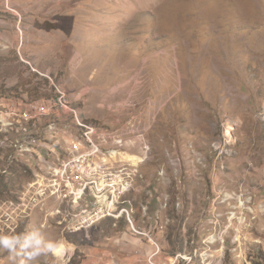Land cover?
<instances>
[{
  "label": "rangeland",
  "instance_id": "1",
  "mask_svg": "<svg viewBox=\"0 0 264 264\" xmlns=\"http://www.w3.org/2000/svg\"><path fill=\"white\" fill-rule=\"evenodd\" d=\"M66 11L89 28L83 43L91 51L73 61L75 70L84 65L83 82L66 81V61L40 65L13 48L28 15L40 14L37 26L49 29V15ZM4 44L12 47L8 53ZM40 73L55 77L80 117L106 139L121 140L103 143L94 159L102 164L100 180L137 170L132 188L110 205L114 212L129 209L132 226L124 214L116 228L95 226L111 216L77 231L59 223L66 208L76 214L93 198L74 207L51 186L53 170L89 146L63 110L30 122L13 114L52 96ZM263 100L264 0H0V179L10 187L0 199V233L39 229L65 246L32 264H69L74 255L81 264L95 247L106 248V264H120L127 254L134 259L123 264H147L144 233L159 242L156 262L181 254L191 256L189 264H264V143H250L264 138L256 117ZM224 116L239 124L229 154L218 156L212 142ZM237 145L250 157L235 155ZM4 212L12 218L4 220ZM0 264L20 258L0 249Z\"/></svg>",
  "mask_w": 264,
  "mask_h": 264
},
{
  "label": "built area",
  "instance_id": "2",
  "mask_svg": "<svg viewBox=\"0 0 264 264\" xmlns=\"http://www.w3.org/2000/svg\"><path fill=\"white\" fill-rule=\"evenodd\" d=\"M27 63L33 71L39 72L32 67L29 62ZM40 75L50 82L49 85L52 96L48 99L40 98L36 101H30L24 108H19L15 111L16 113L13 112V114L17 115L20 120L30 122L42 115H49L50 112H53L55 109L63 110L72 117L74 124L80 130L82 138L86 141V145L89 146L87 151L75 153L70 159L62 162L53 170L55 178L51 186H54L55 190L62 193L61 195L64 199H68L72 202L74 207H77L75 203H77L78 199H82L86 197V195H92L93 198L85 207L78 208L79 210L76 214L71 211V208H66L67 210L63 212V214L65 213L64 216L62 214L60 219L62 221L59 223L67 221L69 225H72L71 231H77L107 216L118 218L121 214H124L128 224L132 226L133 222L130 218L129 209L119 207L115 210L117 212H114V209H112L110 205L114 202H118L122 196L132 188V182H134V179L138 176L137 170L129 168L125 172H121V174L116 172L103 173L102 180H100L102 164L99 163L101 161L96 162L94 156L98 155V153H102L100 150L101 145L107 141L109 142L110 138L106 139L104 133L98 132L95 126L80 117L78 111L74 109L68 100V94L65 88L59 81L54 80L55 77H52L49 73H40ZM256 117L264 128V100L257 111ZM238 124V119L224 116L221 123L222 131L220 137L212 142V148L217 151L218 156L229 154L228 148L234 141V130ZM115 140L118 142L121 141L120 139ZM148 147L149 145L147 143L142 144V149L144 151L148 150ZM115 149L116 148H111L110 150L113 153L117 151ZM40 191H42V189ZM1 216L6 221L12 218L8 212H4ZM144 234L151 246L145 258L147 264H179L180 259L184 264H189L191 262V256L181 254L172 256L168 261L156 262V258L161 251L159 242L152 234Z\"/></svg>",
  "mask_w": 264,
  "mask_h": 264
},
{
  "label": "crops",
  "instance_id": "3",
  "mask_svg": "<svg viewBox=\"0 0 264 264\" xmlns=\"http://www.w3.org/2000/svg\"><path fill=\"white\" fill-rule=\"evenodd\" d=\"M36 9L38 11L41 8ZM49 16L51 18L50 22L53 23L52 27L49 29L44 28V26H37L36 21L41 17L38 13H31L24 19V26L20 41L17 42L15 46H13L16 52L15 55H17V51H22L27 56H30L34 61L38 62L40 65H48V63L59 64L62 61H66V81L68 83L83 82L81 79H83L85 75L84 65H81L80 67H78V69L75 70L73 69L75 65L73 61L86 59V53H89L91 51V47H88L87 45H85V43H83V30H89V28H87V25H85V28L84 24L83 26L81 25V20L78 18L75 12H54L51 13V15ZM71 29H78L80 31L76 32L75 30ZM10 46L11 45L4 44V47H2L4 52L8 53L9 49L12 48ZM80 53H82L83 56H81L82 54ZM90 56L95 58V52H92ZM90 56L89 58H91ZM165 115L170 116V113H165ZM150 127L148 125V128ZM185 128H188L189 130L188 123L186 124ZM131 130L126 127L125 134L127 136L131 135L133 133V128ZM140 131H142V133L147 136L146 138L148 139L147 127H143ZM176 132V135H178L179 131ZM143 134L141 135L144 137ZM146 138L144 137V140H146ZM177 140L178 145L186 143L185 141L183 142L180 138H177ZM256 140H259L264 143V138H261L260 136L250 137V143H255ZM113 141H115V139L111 137L110 143ZM246 149L248 150L249 154H251L253 151V154L255 155L254 149L252 147ZM234 151L235 155L240 157H242V155H248L247 152L243 149V147H240L239 145L235 147ZM235 155H233V157ZM248 157H250V155H248ZM112 219L113 218L108 220H100L95 224V226L97 227L99 225L101 226L103 224L109 223L111 227L114 226L116 228V226H118L119 224L118 220L117 218L115 220ZM125 224L126 225L124 226V230L126 232L124 233L126 236L124 238L129 239L127 232V230L129 229V225L127 223ZM115 233L118 232L115 231ZM104 249L96 247L93 248V251L91 253L93 255H91L88 260L83 261L81 264H106V259L104 258V255L105 253H107V251ZM133 259V256L127 254V256L123 260L124 262H131ZM157 259L162 258L160 255H158ZM123 260H121L120 264H123Z\"/></svg>",
  "mask_w": 264,
  "mask_h": 264
},
{
  "label": "clouds",
  "instance_id": "4",
  "mask_svg": "<svg viewBox=\"0 0 264 264\" xmlns=\"http://www.w3.org/2000/svg\"><path fill=\"white\" fill-rule=\"evenodd\" d=\"M61 241L47 239L39 229L20 234L0 233V249L13 258L19 257L20 264H32L40 256L64 250Z\"/></svg>",
  "mask_w": 264,
  "mask_h": 264
},
{
  "label": "trees",
  "instance_id": "5",
  "mask_svg": "<svg viewBox=\"0 0 264 264\" xmlns=\"http://www.w3.org/2000/svg\"><path fill=\"white\" fill-rule=\"evenodd\" d=\"M8 183H9L8 180L0 179V199L10 191V187L8 186ZM67 236L68 235H65V238H68ZM74 258H75V255L71 257L69 264H80V260L77 261ZM252 264H263V259L254 261L252 262Z\"/></svg>",
  "mask_w": 264,
  "mask_h": 264
},
{
  "label": "bare ground",
  "instance_id": "6",
  "mask_svg": "<svg viewBox=\"0 0 264 264\" xmlns=\"http://www.w3.org/2000/svg\"><path fill=\"white\" fill-rule=\"evenodd\" d=\"M58 252H62V251H58Z\"/></svg>",
  "mask_w": 264,
  "mask_h": 264
}]
</instances>
